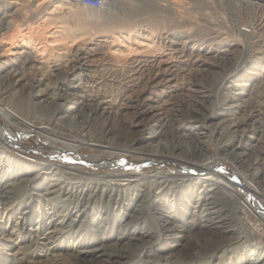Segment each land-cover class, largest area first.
Wrapping results in <instances>:
<instances>
[{
  "label": "bare ground",
  "instance_id": "1",
  "mask_svg": "<svg viewBox=\"0 0 264 264\" xmlns=\"http://www.w3.org/2000/svg\"><path fill=\"white\" fill-rule=\"evenodd\" d=\"M67 1L108 13L128 4ZM7 2L15 4L0 0ZM142 2L144 14L161 23L175 10L187 30L117 28L122 42L141 38L148 51L100 81L85 73L102 53L96 44L49 66L37 93L39 82L19 80L17 70L2 85L0 264H248L249 248L250 263L264 264V0ZM8 9L0 42L28 43L20 46L34 51L19 54L40 56L48 19L12 24ZM217 10L237 28L248 25V37L229 40L220 32L227 21L213 18ZM104 15L106 23L118 20ZM74 16L83 28L91 25L89 16ZM21 66L29 69L25 61ZM117 86L122 103L114 108L102 98ZM12 90L20 95L4 97ZM161 97L162 111L150 106ZM32 134L47 139L61 155L54 159L64 162L26 161ZM107 155L119 159L108 162ZM159 163L177 170L145 173ZM93 165L110 170L95 175Z\"/></svg>",
  "mask_w": 264,
  "mask_h": 264
},
{
  "label": "rangeland",
  "instance_id": "2",
  "mask_svg": "<svg viewBox=\"0 0 264 264\" xmlns=\"http://www.w3.org/2000/svg\"><path fill=\"white\" fill-rule=\"evenodd\" d=\"M51 1H54V0H39L40 6L36 9L33 8V4H34L33 0H13L15 4L10 3L12 1L7 2V3H0V21H2V19L4 18L5 12L3 9H5L6 6H9V9H8L9 13H12L11 18L7 20H11L12 24L13 23L23 24L24 22L25 23L36 22L42 18L48 19V21L45 22L46 31L48 32V35H44L43 38L49 39L50 42H53V43H50L49 41H47L48 42L46 43L47 46L42 49V53H40V56H38L39 54L35 52L32 54H21V55L19 54L20 50L25 49V47L23 48L21 46L25 44L24 46L29 47L28 43L18 42L14 46H11V45L8 46L0 42V70L2 71L1 75L4 76V77H1L2 80L0 79V85H1L0 88L2 89V92L0 89V94L3 95V93L7 90L6 88H2L3 87L2 85H4V83L7 81L6 79L7 77L9 78L10 76L14 77V70H17L18 72H20L17 78L18 79L20 78L19 80H22L23 82L27 80L30 81L31 79L39 82L38 86H35L34 88L35 90H33L34 93H37L38 91H40V89H45V86L47 84L46 81H48L47 79H48L49 66L60 63L61 60L63 61L67 56L72 55L71 53H75L76 49L81 48V47L82 48L86 46L95 47L96 44L103 45L102 47L103 54L101 53L91 58V61L89 62L90 69H88V71L85 72L88 76L92 77L93 79H99V81H100V77L102 76L104 77L103 74L107 72V70H109L110 68L120 69L122 68V65L125 64L124 62L126 60H135V59H138L144 56L145 55L144 53H147L148 49L141 48V43H140L141 38L140 40L137 39L135 41H132V39H127L122 42L123 37H125V35H123L119 39L117 33H115L117 28L126 29V30L127 28H129V30L131 29L134 31L137 28H140V29L148 28L149 30H153L155 32H160L162 30L163 31L164 30L173 31L176 29H179L182 31L187 30L186 25H183L180 28V25L177 22L179 21L177 18L179 14H176L175 10L173 9L168 10V12L165 13V15L170 16V22L167 21V22L161 23V22H158L159 19L150 17L144 14L143 10L145 11L144 9L145 4L144 2H142V0H126V2L128 3L127 6H124L125 0H114L117 4H120V5L123 4L124 7L123 8L118 7L116 8V10H114V12H109V13L107 12L106 8L105 9L103 8V11L93 10V9H89L86 7H81L67 0H64L66 3L64 4V6L54 8V7H51L50 5ZM155 1L161 2L162 0L161 1L155 0ZM172 1L173 0H166L165 3L173 4ZM132 4L134 7L131 8ZM159 7L160 6L156 4L155 11L161 12L159 10ZM76 12H80L82 15L84 14L86 16H89L87 17L88 19L87 21L88 23H91V25H88V27L83 28L79 20L74 16V13ZM222 12L217 10L213 14L214 19L215 18L221 19L222 17L223 22H224V19L227 21L225 22V25L222 27V30H220V32H224L225 36H228L229 40L230 39H238V40L246 39V36L248 37L250 32L247 31V34H245V31L243 28L247 30H252V29L249 28V26L245 24L242 25L241 28H237L231 25V21H228L229 20L228 16ZM104 14L106 15L110 14L112 15V17L115 16L118 18V20L113 23H106L105 22L106 19L102 18V17H105ZM196 16L192 18L195 21H197ZM38 17H40V19H38ZM96 17H98L99 20H97ZM91 18L93 19L92 21H90ZM94 20H96V22ZM3 32H6V30L0 31V35ZM43 38L41 39V42L45 41L43 40ZM256 39L257 37L255 38V40ZM129 45L131 47H129ZM8 48L10 49L7 51ZM128 48H132V52H127L126 49ZM225 48L226 47H224L223 49ZM25 50L34 51L31 47L30 49L26 47ZM14 61L15 63L17 61L18 64L14 65L15 64ZM24 61L28 64L27 67L29 69H26L23 71L21 70L22 69L21 65ZM260 79L261 78L258 77L246 83L248 84L257 83ZM177 82H181L180 78ZM76 83L84 84L85 80L78 79L76 80ZM176 84H177L176 81L172 82L173 86H176ZM17 91L18 90L9 91L13 95L8 92L6 93L8 96L4 94L5 95L4 97H7V99L11 100L12 98L11 96H13L12 99H14V96L18 97L20 95L19 93L17 94ZM18 92H20V90ZM122 95H123V90L120 89V86H117V87H114L113 94L112 92H108V94L104 95L105 97H103L102 100L109 101L111 106H113L114 108L115 107L119 108L122 103ZM165 101L166 99L163 97H161V99L154 98V100L150 101L149 104L150 106L159 108L160 111H162L161 109L164 107L163 102ZM48 144H49V141L45 139L44 137L37 135V134L30 135L26 139V144L24 146L25 149L30 152L28 153V156L24 157V159L28 162L39 161L38 158L41 159L42 162H52V161L53 162L55 161L64 162V158L54 159L55 157L57 158V155L58 157L61 155L57 148H51L49 147ZM212 148L215 151H217L215 145H212ZM36 149L38 151V154L35 155L31 153V151H34ZM93 153L94 152L91 150H86L85 153H82V154L91 155ZM105 159L108 162L110 161L114 162L115 160L119 159V157L118 158L116 157L115 159L112 156L107 155ZM93 166H92L93 169L91 170L93 174L95 175L97 174L100 175L110 170L109 168L98 169L97 166L95 165ZM175 169L177 170L175 165L172 163L150 164L145 167V173L151 174L154 170L155 171H159V170L175 171ZM259 234H263L264 236V228H262L259 231ZM196 238H197V235L189 237V239H191L192 241L197 240ZM262 243L264 244V241ZM251 245L257 246V244L254 242ZM7 253H10V252H7ZM252 254H253L252 248H249L250 257L247 260L248 264L254 261L255 256H253ZM8 264H11V262H9Z\"/></svg>",
  "mask_w": 264,
  "mask_h": 264
},
{
  "label": "crops",
  "instance_id": "3",
  "mask_svg": "<svg viewBox=\"0 0 264 264\" xmlns=\"http://www.w3.org/2000/svg\"><path fill=\"white\" fill-rule=\"evenodd\" d=\"M43 17V16H42Z\"/></svg>",
  "mask_w": 264,
  "mask_h": 264
}]
</instances>
